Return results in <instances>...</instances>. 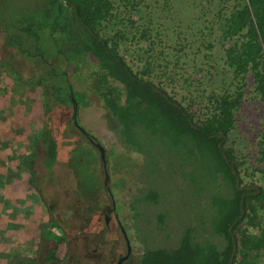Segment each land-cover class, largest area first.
<instances>
[{
	"label": "trees",
	"instance_id": "trees-1",
	"mask_svg": "<svg viewBox=\"0 0 264 264\" xmlns=\"http://www.w3.org/2000/svg\"><path fill=\"white\" fill-rule=\"evenodd\" d=\"M9 1L0 0V72L15 93L0 88V168L2 152L15 147L16 171L26 167L42 197L40 184L68 156L60 130L88 104L70 70L90 59L88 90L120 144L142 156L138 200L160 203L165 173L183 180L195 209L174 245L146 243L138 264H229L232 238L231 264H264V0H20L25 8L5 24ZM19 113L27 125L15 121ZM3 178L0 171V200ZM165 216L156 214L157 228ZM56 227L49 216L39 235L61 243ZM24 256L26 264L59 260L55 249L47 261L2 251L0 264Z\"/></svg>",
	"mask_w": 264,
	"mask_h": 264
},
{
	"label": "rangeland",
	"instance_id": "rangeland-1",
	"mask_svg": "<svg viewBox=\"0 0 264 264\" xmlns=\"http://www.w3.org/2000/svg\"><path fill=\"white\" fill-rule=\"evenodd\" d=\"M20 6L25 8L20 0L7 3L5 24L13 21ZM30 61L36 63L37 59ZM24 62L27 70L33 66L28 61ZM89 63L93 64L94 61H84L81 71L70 70L69 79L76 89L86 90L88 104L79 105L76 121L104 147L105 170L98 148L81 134L70 117L60 130L62 144L69 148L68 156L55 166L53 176L40 184L42 197L37 196L29 186L26 167L19 165L20 169L16 171L18 160L15 158V147L4 150L1 155L5 156L4 165L0 171L4 174L2 182H5V191L4 198L0 200V227L5 226L6 233L0 234V252L11 254L9 260L17 251H29L47 261L51 250L55 249L59 260L49 261V264H113L117 254L125 250L121 232L114 220L116 213L125 228L132 246V260L136 264L137 256L142 253L146 243L148 246L174 245L184 226L195 222V209L188 201L189 190L180 177L165 173L161 175L164 181L157 186L160 203L148 204L138 200L146 191L139 170L142 156L127 152L120 144L114 119L111 120L100 99L88 90L90 79L86 78V73ZM2 83L4 85L0 88H5L8 96L15 93L12 80L0 72V85ZM16 93L20 97V90L17 89ZM6 101L3 100V104ZM24 101L27 103V99L24 98ZM8 102L17 112L15 102ZM1 109L12 115L9 108L4 109V105ZM15 121H22L24 125L28 123L21 113ZM245 133L246 130H243L239 139L244 138ZM106 186L112 194L114 208ZM132 205L138 214L131 209ZM159 212L166 214L161 229L156 227L155 216ZM104 215L109 216L110 230H106ZM49 216L57 222L55 231L64 234L61 243L39 235ZM147 217L151 222H147ZM211 238L215 241L218 239L216 236ZM27 260L24 256L23 263L26 264Z\"/></svg>",
	"mask_w": 264,
	"mask_h": 264
},
{
	"label": "flooded vegetation",
	"instance_id": "flooded-vegetation-1",
	"mask_svg": "<svg viewBox=\"0 0 264 264\" xmlns=\"http://www.w3.org/2000/svg\"><path fill=\"white\" fill-rule=\"evenodd\" d=\"M77 127V126H76ZM78 128V127H77ZM78 130L81 132V134L90 142V143H92L93 145H95L96 146V143H97V141H96V139L91 135V134H89L88 132H86V130L84 131V130H80L79 128H78ZM97 147V146H96ZM98 148V147H97ZM99 150V149H98ZM99 153H100V150H99ZM100 157H101V154H100ZM102 159V161H103V163H104V170H105V157L104 158H101ZM106 179L107 178H105V181H106ZM106 188V191H107V193L109 194V196H110V198H111V200H112V194H111V192H110V190L108 189V187L106 186L105 187ZM112 204H113V208H114V203H113V200H112ZM108 219H109V216L108 215H104V220H105V227H106V230H110L111 229V225L109 224V221H108ZM114 220H115V223H116V225L118 226V228H119V230H120V232H121V236H122V242H123V244H124V248H125V250H124V252H120V253H118L117 254V256L115 257V259H114V263L113 264H116V262H117V260H118V258L120 257V256H123V255H126L127 254V257L125 258V259H123V261L121 262V264H135V262H133V260H132V255H133V251H132V246H131V244H130V241H129V244H130V250H129V252H127V242H126V238H125V236H124V233L122 232V230H121V222H120V220L118 219V216H117V214L115 213L114 214ZM123 226V225H122ZM125 229V228H124ZM126 233V232H125ZM129 240V239H128ZM137 258L139 259V256H137ZM136 264H138V263H136Z\"/></svg>",
	"mask_w": 264,
	"mask_h": 264
},
{
	"label": "water",
	"instance_id": "water-1",
	"mask_svg": "<svg viewBox=\"0 0 264 264\" xmlns=\"http://www.w3.org/2000/svg\"><path fill=\"white\" fill-rule=\"evenodd\" d=\"M157 92L161 93V91L159 89H155ZM164 95V94H163ZM76 111V108H74V112ZM74 124L80 129V130H84L78 123L76 120H74ZM85 131V130H84ZM96 146L98 147V149L100 150V154H101V158H104L105 157V149L104 147L102 146L101 143L97 142L96 143ZM233 170V173H235V169H232ZM239 178L236 176L235 178V185L236 187H239ZM254 187V186H252ZM243 197L244 195L241 196V203L243 201ZM244 210L241 208V215L243 214ZM121 230L122 232L124 233V236L126 238V242H127V252H129L130 250V244H129V240H128V237L125 233V229L124 227L121 225ZM231 230V228H230ZM232 244H233V247H232V253H231V257H230V260H229V264L232 263V260H233V257L235 255V252H236V244H235V241L234 239L232 238ZM127 257V254L126 255H123V256H120L116 262V264H121V262L123 261V259H125Z\"/></svg>",
	"mask_w": 264,
	"mask_h": 264
}]
</instances>
